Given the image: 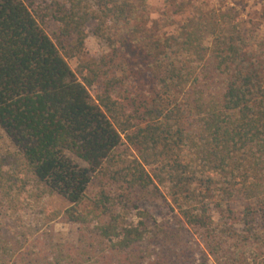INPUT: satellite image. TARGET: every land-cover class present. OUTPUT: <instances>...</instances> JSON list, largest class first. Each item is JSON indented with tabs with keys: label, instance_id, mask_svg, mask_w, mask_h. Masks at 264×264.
<instances>
[{
	"label": "trees",
	"instance_id": "obj_1",
	"mask_svg": "<svg viewBox=\"0 0 264 264\" xmlns=\"http://www.w3.org/2000/svg\"><path fill=\"white\" fill-rule=\"evenodd\" d=\"M147 2L0 0V264H264V36L213 6L147 37ZM32 187L75 239L4 232Z\"/></svg>",
	"mask_w": 264,
	"mask_h": 264
},
{
	"label": "rangeland",
	"instance_id": "obj_2",
	"mask_svg": "<svg viewBox=\"0 0 264 264\" xmlns=\"http://www.w3.org/2000/svg\"><path fill=\"white\" fill-rule=\"evenodd\" d=\"M188 5V11L182 15L174 14L172 8L165 5V0H148V23H146L147 30H150L151 36L172 35L176 32L179 24L186 19L192 18L197 11H206L213 6L222 8H232L239 17L246 22V28L251 31L258 32L259 35L264 36V0H185ZM57 30V24L51 22L45 27V31L51 35V32ZM87 55L89 57H97L108 52L107 45L104 41L89 35L87 39ZM83 57H77L67 60V63L72 71H75ZM91 93H93L91 91ZM14 149L0 130V159H5L10 162L9 154L13 153ZM7 164V163H4ZM14 165L7 164L5 169L13 170ZM161 191L166 194V188L160 186ZM36 188H28L27 191L13 198L16 199L17 208L23 213L20 219L13 221V219H2L1 224L3 230H10L16 226L21 225H39L43 230H48L52 227L58 239L73 240L76 238V228L73 226L62 224L59 219L51 222V218L55 214H61L68 204L58 196H45L42 199L35 197ZM169 200V199H167ZM163 208L162 215L165 218H171L173 213L170 212V205L166 203L153 204L149 209L153 214L159 216L161 214L160 208ZM236 210L241 209L240 203L233 204ZM49 226V227H48ZM210 264H214L210 261Z\"/></svg>",
	"mask_w": 264,
	"mask_h": 264
}]
</instances>
